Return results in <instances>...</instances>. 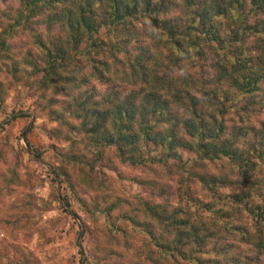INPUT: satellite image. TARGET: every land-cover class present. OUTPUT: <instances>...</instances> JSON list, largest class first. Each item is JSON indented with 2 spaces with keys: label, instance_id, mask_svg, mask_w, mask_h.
<instances>
[{
  "label": "trees",
  "instance_id": "1",
  "mask_svg": "<svg viewBox=\"0 0 264 264\" xmlns=\"http://www.w3.org/2000/svg\"><path fill=\"white\" fill-rule=\"evenodd\" d=\"M182 1L192 18L185 27L172 9L176 0H21L23 8L15 13L4 7L5 15L13 16V22L10 30L0 34V46L8 50V39L18 29L36 31L32 26L34 17L44 8L50 9V19L43 22L59 23L60 31L50 32L48 42L38 32L32 33L38 51L25 54V63L32 68L29 78L45 87L68 82L67 73L76 71L71 62L78 63L83 51L93 64H98L93 67L102 77L100 67L109 69V64L107 59L97 57L100 46L107 45L98 39L101 27L110 30L120 26L125 30L130 20L140 18L160 22L170 36L171 46L178 51L175 56V52L171 53V61L179 64L189 58L193 67L198 63L203 72L211 75L205 79L211 85L203 90L211 102L206 105L205 98L198 99L181 89L182 83H191L190 79L181 81L172 71L160 75L150 68L152 57L142 46L127 57L128 80L134 83L152 74L162 82L168 95L155 87L144 92L113 91L104 99L106 107L93 112L94 108L85 110L82 126L86 149L72 152L69 161L83 166L81 170L88 166L87 172L94 176L96 169L106 166L103 160L112 150L122 164L162 166L178 174L181 205L173 202L174 193L168 182L141 178L136 173L127 175L116 169L119 178L138 181L148 192L146 196L136 194L120 216L148 237L146 252L152 264H243L240 250L229 244L231 236L252 244L259 261L258 255L264 254V189L253 184L260 182L264 147L260 140L256 142L258 149L253 144V150L259 152L256 155L249 148L240 147L238 135L242 127L230 123L226 114L234 108L238 112L264 114V0ZM5 2L0 0V4ZM90 47L94 55L88 50ZM110 48L119 50L116 44ZM110 56L115 55L111 52ZM71 64L75 66L69 67ZM11 69L17 76L19 69L14 62ZM71 79L76 80V76ZM78 102L81 107L87 103L81 98ZM259 133L264 139V120ZM183 149L195 156L184 159ZM217 164L225 165L228 172L208 169ZM195 178L209 195L208 200L191 192L189 182ZM105 208L103 212L111 218L115 204ZM116 222L112 221V236H108L116 238L119 230L122 237H128L127 227ZM248 258L245 255L246 261Z\"/></svg>",
  "mask_w": 264,
  "mask_h": 264
},
{
  "label": "rangeland",
  "instance_id": "2",
  "mask_svg": "<svg viewBox=\"0 0 264 264\" xmlns=\"http://www.w3.org/2000/svg\"><path fill=\"white\" fill-rule=\"evenodd\" d=\"M6 1L0 4V34L10 30L13 22V16L5 15L4 7L14 13L16 9L23 8L21 0ZM176 1L172 9L178 15L179 23L185 27L191 24L189 8L182 4V0ZM50 13V9L44 8L40 14H36L32 24L36 31L18 29L13 32L8 39V50L0 46V264H152L146 252L148 237L120 216L121 211L127 209L128 201L133 200L136 194L143 193L146 196L148 192L138 181L119 178L116 169L127 175L136 173L141 178H157L168 182L174 193L173 202L181 205V179L178 174L170 173L162 166L122 164L110 150V156L103 160L106 166L96 169V175L92 176L87 172L88 166L81 170L83 166L70 162L69 157L76 150L80 152L86 149L87 138L82 126L86 120L85 110L94 108L93 112L106 107L104 99L113 91L129 93L135 89L144 92L155 87L164 96L168 95L167 89L160 84L162 82L157 81L152 74L146 80L138 79L134 83L128 80L130 67L127 57L139 52L138 48L147 47L152 57L148 65L155 68L158 74L172 71L181 81L190 79L191 83H182L181 89L189 91L198 99L205 98L206 105L211 100L203 95V90L211 85L205 80L211 75L203 72L198 63L193 67L189 58L179 64L171 61V53L175 52V56L178 51L175 46H171L167 30L160 22L157 25L147 18H140L130 20L125 30L120 26L110 30L100 28L102 35L98 39L107 42V45L100 46L97 57L107 59L109 64V69L100 67L102 77L93 67L98 64H93L87 52L83 51L79 54L78 63L71 62L76 66H69H75L76 71L67 73L68 82L41 87L29 78L32 68L25 63V54L30 52L33 55L38 51L32 33L38 32L48 42L46 38L50 32L60 31L59 23L49 26L43 22L50 19ZM201 43L205 44V41L202 39ZM111 44L118 45L119 50L110 48ZM187 47L190 45L187 44ZM88 50L94 55L91 47ZM111 52L114 57L110 56ZM195 56L200 57L197 54ZM13 62L19 69L17 76L12 74ZM74 75L76 80L71 79ZM79 98L87 101L83 107L79 106ZM171 100L174 103V99ZM226 117L230 123L242 127L238 135L239 146L249 148L252 154H258V150L254 151L252 147L254 144V148L258 149V140L264 147V139L259 133L264 114L238 112L234 108L227 112ZM250 125L254 127L250 128ZM24 146L29 147L32 153L39 152V157L53 171L44 163L29 157ZM182 151L184 159L195 156L193 152ZM208 169L228 172L222 164L211 165ZM259 169L260 182L253 185L264 189V164ZM189 183L196 197L209 199L196 178ZM112 203L115 208L110 218L103 210ZM247 219L244 214L243 220L246 222ZM113 220L127 227L128 237H122L120 231L116 230V238H111L109 230ZM228 240L243 255L240 262L264 264V254L258 255L260 260L257 261V252L252 244L232 236ZM245 255L249 257L247 261Z\"/></svg>",
  "mask_w": 264,
  "mask_h": 264
},
{
  "label": "water",
  "instance_id": "3",
  "mask_svg": "<svg viewBox=\"0 0 264 264\" xmlns=\"http://www.w3.org/2000/svg\"><path fill=\"white\" fill-rule=\"evenodd\" d=\"M24 150L27 152V154L29 155V157H31L32 159H34V160H36V161H39V162H41V163H44V164L49 168L50 171H53V170H52V167H51L48 163L44 162L39 156H37L36 154L32 153V152L30 151V148H29V147L24 146ZM54 177H55L56 180H57V184H58V186H60V182L58 181V177H57V175L54 174Z\"/></svg>",
  "mask_w": 264,
  "mask_h": 264
}]
</instances>
